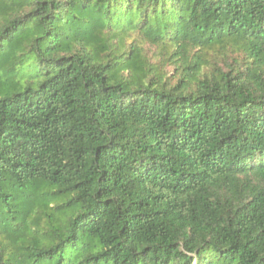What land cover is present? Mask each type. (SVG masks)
I'll return each mask as SVG.
<instances>
[{"label":"trees","instance_id":"trees-1","mask_svg":"<svg viewBox=\"0 0 264 264\" xmlns=\"http://www.w3.org/2000/svg\"><path fill=\"white\" fill-rule=\"evenodd\" d=\"M0 264H264V0H0Z\"/></svg>","mask_w":264,"mask_h":264},{"label":"rangeland","instance_id":"rangeland-1","mask_svg":"<svg viewBox=\"0 0 264 264\" xmlns=\"http://www.w3.org/2000/svg\"><path fill=\"white\" fill-rule=\"evenodd\" d=\"M155 48L149 50L148 55L151 58L152 63L155 66H158L162 68V70L167 72L168 78H170L171 81H175V71H174V64L173 63H167L164 58H162L159 54L155 53ZM236 59V56L229 53L227 55L226 53L220 52V51H210L209 54L206 56L207 64L203 67L202 72L203 73H210L214 67L220 66L224 67L228 63L234 62Z\"/></svg>","mask_w":264,"mask_h":264}]
</instances>
